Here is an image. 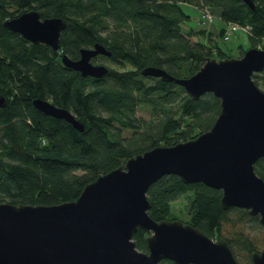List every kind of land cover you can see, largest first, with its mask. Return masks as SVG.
I'll list each match as a JSON object with an SVG mask.
<instances>
[{
	"label": "trees",
	"instance_id": "trees-1",
	"mask_svg": "<svg viewBox=\"0 0 264 264\" xmlns=\"http://www.w3.org/2000/svg\"><path fill=\"white\" fill-rule=\"evenodd\" d=\"M253 1L255 10L242 0H0V49L13 59L0 66V90L13 97L0 114V202L76 200L87 184L130 157L211 129L221 111L218 97L206 93L194 99L175 81L145 76L142 70L154 66L186 78L208 57H233L223 40L228 22L250 27V44L258 47L264 39V0ZM11 3L37 9L45 18H63L67 26L61 47L72 59L80 57L81 48L100 42L111 51L103 57L119 68L107 65L103 78L83 77L57 60L48 46L10 42L3 24L11 16ZM184 5L208 7L217 14L224 22L217 36L205 28L197 31ZM186 23L191 29H184ZM254 79L264 90V70ZM35 98L71 111L85 130L40 111ZM144 105L153 110L149 120L136 115ZM255 170L264 178V157ZM186 193H192L187 223L215 240H227L240 264H253L252 254L264 249V225L247 209H224L221 190L165 175L148 190L150 215L157 221L175 220L173 203ZM147 235L143 229L133 234L137 248L145 252ZM161 264L175 262L164 259Z\"/></svg>",
	"mask_w": 264,
	"mask_h": 264
},
{
	"label": "water",
	"instance_id": "water-1",
	"mask_svg": "<svg viewBox=\"0 0 264 264\" xmlns=\"http://www.w3.org/2000/svg\"><path fill=\"white\" fill-rule=\"evenodd\" d=\"M253 10V0H242ZM35 44L60 48L63 18L40 19L31 10L4 23ZM111 56L102 43L80 49V57H62L83 77L103 78ZM264 70V48L251 47L240 57H208L198 72L179 78L147 66L145 76L175 81L194 99L212 93L221 100L213 126L193 139L159 145L130 157L124 164L87 184L73 201L59 204L0 202V264H240L225 239L215 240L181 220H155L149 213L148 190L165 175L185 183H203L222 191L224 209L239 207L259 216L264 225V178L255 170L264 157V90L254 74ZM7 100L0 95V108ZM45 114L62 118L79 131L85 124L69 110L35 98ZM145 230L148 251L137 248L133 234ZM264 264V249L252 254Z\"/></svg>",
	"mask_w": 264,
	"mask_h": 264
},
{
	"label": "rangeland",
	"instance_id": "rangeland-1",
	"mask_svg": "<svg viewBox=\"0 0 264 264\" xmlns=\"http://www.w3.org/2000/svg\"><path fill=\"white\" fill-rule=\"evenodd\" d=\"M184 6L188 11H190L193 14L194 17L191 24H193V26L197 31L202 28H205L207 31L212 30L214 32L213 34L217 36L218 29H220L224 25V22L220 20L217 14L214 13V20L210 22V21H206L203 18L202 16L203 11L201 9L188 5H184ZM201 17H202V21L200 20ZM184 29L189 30L191 29V26L186 23L184 24ZM198 39L204 40L199 36L193 37V40H198ZM240 45L243 46V49H245V51L252 47L247 33L244 32L243 30L238 31L236 36L233 37L232 40L228 41L225 47L226 50L232 48L229 52L233 55V57H240L243 55L242 48L240 47ZM258 48H264V39H262L261 43L258 44ZM95 62L99 64L101 63L106 64L112 68H119L116 66V64L113 61L103 56L97 58ZM152 114H153V110L149 105L142 106L137 110L136 113L138 117H141L146 120H149L152 117ZM125 134L130 135L129 132H126ZM191 197H192V193H186L182 195L178 200H176L173 203L171 217H174L175 220H181L187 223L189 220V204L191 201Z\"/></svg>",
	"mask_w": 264,
	"mask_h": 264
},
{
	"label": "flooded vegetation",
	"instance_id": "flooded-vegetation-1",
	"mask_svg": "<svg viewBox=\"0 0 264 264\" xmlns=\"http://www.w3.org/2000/svg\"><path fill=\"white\" fill-rule=\"evenodd\" d=\"M7 11H9L10 12V14H11V16L9 17V18H7V20L6 21H8V20H12V19H15V18H18V17H20L21 15H23L24 13H26V12H29V11H31V10H35V11H37L39 14H40V19L41 20H44V19H46L45 17H43L42 15H41V13L37 10V9H34V8H30V7H25V8H20V7H18L16 4H14V3H11V4H8L7 5ZM5 21V22H6ZM4 22V23H5ZM4 25V24H3ZM5 27V26H4ZM6 28V27H5ZM6 30H7V33H8V35H9V38H10V42H17V43H19V44H25V45H27L29 48H32L31 47V45H35V46H41V45H45V46H48V47H50L52 50H54V51H56L57 52V56H56V58H57V60L59 59V61L64 65V63H63V60H62V57H63V55H64V53H63V51H62V47L60 46V48L59 49H54L52 46H50V45H48V44H46V43H39V44H35V43H33V42H31L30 40H28V39H26L21 33H19V32H17V31H13V30H10V29H7L6 28ZM63 31V30H62ZM61 34H62V32H61ZM60 45H61V41H60ZM102 55H99V56H97V57H95L94 59H93V62L95 63V64H99V63H96L95 61L97 60V58H99V57H101ZM13 59H12V54H7V53H5V52H3V51H1V49H0V66L4 63V64H6V65H9V64H11V61H12ZM69 68V67H68ZM5 91H9L8 89H5ZM0 95H2V96H4L5 98H6V100H7V103H6V105L4 106V107H1L0 108V114L2 113V112H4V111H6V109H7V106H8V102H9V100H11V99H13V97H7L6 96V94L3 92V90H0ZM34 100V99H33ZM33 100H32V102H33ZM50 101V100H49ZM1 140V139H0Z\"/></svg>",
	"mask_w": 264,
	"mask_h": 264
},
{
	"label": "built area",
	"instance_id": "built-area-1",
	"mask_svg": "<svg viewBox=\"0 0 264 264\" xmlns=\"http://www.w3.org/2000/svg\"><path fill=\"white\" fill-rule=\"evenodd\" d=\"M202 11H203L202 16L206 21L212 22L214 20V13L210 8L206 7ZM225 26L226 27H225V31H224V35H223V40L226 42L232 40V38L235 37L237 32L240 30H243L246 33L250 32L249 31L250 27H248V26L244 27V26H242L236 22H228V23H226Z\"/></svg>",
	"mask_w": 264,
	"mask_h": 264
},
{
	"label": "crops",
	"instance_id": "crops-1",
	"mask_svg": "<svg viewBox=\"0 0 264 264\" xmlns=\"http://www.w3.org/2000/svg\"><path fill=\"white\" fill-rule=\"evenodd\" d=\"M219 12V11H218ZM219 17V16H218Z\"/></svg>",
	"mask_w": 264,
	"mask_h": 264
}]
</instances>
